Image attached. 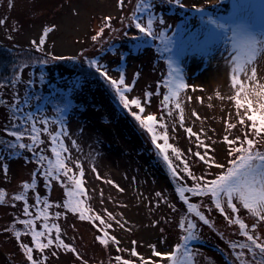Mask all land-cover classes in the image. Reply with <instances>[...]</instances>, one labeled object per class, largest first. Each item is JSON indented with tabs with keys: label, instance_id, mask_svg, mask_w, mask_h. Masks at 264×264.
<instances>
[{
	"label": "rangeland",
	"instance_id": "374dc122",
	"mask_svg": "<svg viewBox=\"0 0 264 264\" xmlns=\"http://www.w3.org/2000/svg\"><path fill=\"white\" fill-rule=\"evenodd\" d=\"M217 1L182 0L185 6L214 4ZM136 3L137 0H124V7L121 8L118 6V0H0V19L4 20V24L0 25V42L2 41L10 49L19 46L21 51L14 52L17 54V63H24V60L29 59L31 55L44 58L42 54L46 53L63 58L55 60V64L61 61L68 68L69 64H78L76 60H80L85 50L97 53L104 42H110L113 38V40L122 39L127 29L130 36H133L135 29L129 26L131 23L128 21H130L132 8L134 7L133 11L135 10ZM232 8L236 9L235 7L229 9L230 16L233 15ZM240 15L242 21L251 24L257 33L264 31V0H254L249 7L242 8ZM106 17L111 18L110 27L105 26ZM48 28L52 31L44 37V50L37 51L33 41L39 43L45 29ZM101 29H103L102 33ZM92 34L104 39L97 47L95 44L92 46L93 41L90 36ZM125 52L128 58L126 69L129 73L126 78L127 83H131L133 75L139 73L130 97H139L143 103L146 91L160 90L157 87L161 84L160 66L154 64V55L151 51H145L141 58L133 55L130 50L126 49ZM231 52V41L225 39L222 43H211L209 47L201 50L189 47L184 51L180 61L185 75L184 82L188 85L187 89L180 94L185 127H192L193 132L197 133L203 130L206 136H201V139L215 149L214 153L209 154L214 155L218 163L225 165L231 157L227 154L229 145L223 142V137L228 135L229 139L243 138V133L249 131L246 126L239 124L240 117L237 116L234 101L228 99L234 95L230 84ZM102 65L109 69L112 76L118 77L121 68L114 55L105 56ZM40 74L46 77L44 71L40 70ZM257 75L260 82L264 83V58L257 61ZM22 76L28 78L27 72H24ZM85 85L87 88L84 90L89 91L96 87L93 81H87ZM160 88L164 90L163 87ZM97 90L98 96L92 101H86L79 95L80 92L76 93L74 95L76 101L72 103L74 106L68 110L66 117L57 115L56 111L50 108L48 111L45 110V114L50 115L49 122L57 121L55 124L49 123V131L59 130L63 125L69 134L68 137L63 138L65 146L69 148V153L65 155L70 156L68 165L73 167L74 172L77 170L72 161L78 160L83 166L87 191L86 206L91 207L95 214H100L105 219L107 213H112L118 220L125 223V228L121 229L114 222L109 221L113 225L109 230L110 234L120 241L119 247L124 251L118 252L115 246L104 248L99 245L95 240V236L99 233L92 223L80 221L78 214L56 208L53 204L48 211L50 222L61 227L62 238L78 250L82 260L77 259L72 253L54 248L46 249L43 254L36 252L34 256L38 259L44 258L45 264H84L85 261L87 264L95 262L116 264L110 258L121 254L124 258L132 260L134 264H139V258L130 255V250L135 248L140 256L145 259L151 258L155 264H169L162 257L152 255V246H155V249L162 254H166L181 243L183 234L180 237L182 232L178 224L182 220L180 216L183 214L182 203L177 198L170 177L162 168L154 166L151 155L148 154L149 150L144 144V135L136 132L129 118L119 114L121 111L109 104L110 98L106 96L107 91L101 85ZM2 91L0 95L4 96L9 104L11 97H7L8 91ZM217 93L223 99L218 98ZM21 97L22 94L19 95L18 100H22ZM189 97H191L190 100ZM161 100L162 96L153 95L150 104H145V115L152 112L158 116L159 120L162 115L159 111ZM34 109V105L28 104L26 108L25 105L21 106L19 112L27 114ZM44 109L42 108V112ZM0 111H2L1 107ZM193 112H196L201 119L197 120L192 115ZM177 115L178 112L174 111L173 117L165 116L163 120L168 125L169 143L184 154L190 170L196 176L205 175L206 179L215 178V175L223 170L210 167L189 154V149L202 153L205 149H198L195 137L189 138L184 129L178 126V121L175 119ZM34 116L37 127H43L39 123L43 116H36V114ZM240 116H244L243 111L240 112ZM4 119L3 114L0 115V135H3V128L8 122L7 118L5 121ZM229 123L237 126L230 132L226 131V124ZM250 124L251 121L245 119V125ZM174 126H176L175 131L172 130ZM157 131L164 130L157 128ZM41 138L45 140V144L41 145V148L45 150L44 154H50L47 134L42 135ZM72 140L77 142V147H72ZM257 146L264 147L261 144ZM169 154L180 171V176L184 178V182L192 185L193 181L182 171L183 164L172 155L170 150ZM25 161L29 160H24L18 155L14 156L7 161L9 166L7 175L0 171V183L6 185L12 192L18 193L22 184L31 181V173L38 167L35 160L28 163ZM93 166L102 179L96 178V174L92 172ZM208 173L211 175H207ZM107 180L113 181L123 191L106 183ZM50 191L51 200L63 201L64 197L66 198L65 187L60 186L59 181L53 183ZM157 192L162 193L167 198V202L156 197ZM192 200L197 204H206L204 198L199 201V197H193ZM13 201L10 197L6 203L0 204V264H25L23 253L18 249L13 233L5 231L12 216L10 213L13 205L10 202ZM169 204L174 205L176 211H173ZM208 208L214 211L213 207L208 206ZM200 210L210 218L212 227L196 221L199 239L191 241L194 245V261L198 264H241V261L235 259L236 251L222 240L224 236L230 239L239 235L238 226L229 225L224 218L215 220L211 211L204 207ZM56 212L62 213L59 219H53ZM240 216L247 218L250 228L255 224L254 234L264 239V224L255 221L245 210H241ZM21 238L24 242H29L31 239L26 236ZM243 239L247 241L246 238L243 237ZM132 241H136V245H133ZM52 251H57V255H51ZM247 254L248 256L243 257V264H254L252 254L248 252Z\"/></svg>",
	"mask_w": 264,
	"mask_h": 264
},
{
	"label": "snow or ice",
	"instance_id": "6c2138e0",
	"mask_svg": "<svg viewBox=\"0 0 264 264\" xmlns=\"http://www.w3.org/2000/svg\"><path fill=\"white\" fill-rule=\"evenodd\" d=\"M171 3L172 0H169ZM176 3H180V0H176ZM11 7V3L9 4ZM118 6L124 7V0H118ZM183 6L182 4L180 5ZM153 5L148 0H138L135 4L134 14L131 17L134 27L143 34L144 37L156 38L157 36H163V32H153V19L148 18L147 23L139 20V17L135 15V12L143 13L150 12ZM242 6H237L236 11L229 18V28L231 35H226L229 28L225 27L224 23H218L216 21H209L211 24H215L216 28L224 33V36L215 32H209L205 34V41L209 43H219L221 39H227L231 41L232 52L231 56V68H230V84L234 91V95L228 97V99L234 101L235 108L237 109V116L239 118V124L246 126L249 131L243 133V139L235 137L229 139L228 135L223 137V142L229 145L227 154L232 157L227 165L220 164L216 161L214 155L215 149L211 145L206 144L201 136H206V133L193 132L192 127H185L184 108L180 101V94L186 90L188 85L184 82L182 71L178 66H173L174 59L178 61L179 58L184 55L183 47L177 49L173 55L168 57V66L170 71L167 73V78L163 79L162 84L157 87H164L167 89V94L162 95L161 106L159 111L162 113L159 120L155 114L145 115V104H150L151 97L153 95H161L159 91H146L144 93V100L142 103L139 97H130L133 91L136 80L139 78V73L133 75L131 83L126 82V75L123 70L120 71L118 77L114 78L107 67L99 64L98 61H89L90 67L95 69V72L109 85V87L115 93V97L118 99L119 104L129 115L138 123L139 127L145 130L149 136L152 145L159 150L164 162L169 169L172 179L180 181L175 186V193L178 200L186 207V213L179 223L180 229L186 234L181 237V243L177 244L171 251L166 254L155 249L152 246L154 257H162L167 260L169 264H198L194 261L193 250L189 248V242L198 240L197 235L199 221L203 225L212 227V222L204 211H201V207L208 209L206 204H197L190 202V198L187 194H191L192 197H207L210 196L211 203L214 205L215 210L223 216L224 220L229 225L238 226L241 236L246 238L248 243H232L230 247L233 250L240 249L235 252V259L241 261L243 264V257L245 251L252 254L255 264H264V239L255 235L256 225L253 224L250 228L249 224L241 218L239 213L241 210H245L247 214L264 224V151L257 147L258 144L264 145V83L260 82L257 75V61L264 58V31L257 33L251 24L245 23L241 19L240 12ZM110 17L105 18V26L110 27ZM139 21V22H138ZM160 24L164 21L160 20ZM4 24V20L0 19V25ZM234 25V26H233ZM52 31L51 28L45 29L43 36L39 43L33 41V44L37 51H43V45L45 43L44 37ZM103 29H101V33ZM98 37H93L97 39ZM143 44H137L134 47L140 48ZM164 52H172L170 47H165ZM53 60L62 59L61 57L52 56ZM124 59L123 56L120 57ZM40 63H47L46 60L40 61ZM43 79V77H41ZM20 80L19 75L11 81L15 85ZM76 87H79V82L76 83ZM0 87H3L0 85ZM218 98L223 99L219 96ZM255 98V99H254ZM191 97H189V100ZM27 99L24 101L27 104ZM5 105V101L0 99V106ZM69 105L61 112H66ZM20 105L17 101L12 105V114L10 116V127L5 126L3 129L4 135L9 139L0 138V171L7 175L9 172L8 162L14 156L19 154L20 150L26 153H32L35 156V163L38 165L36 170L31 173V182L25 183L23 189L25 191L29 189H35L36 180L38 176H42L45 181V187H48L49 181H59L62 186L65 187L64 195L67 197L62 203H57L56 208H63L65 211L78 214L80 221H88L93 224V227L97 229L98 235L95 236V240L99 245L104 248L115 246L118 252H123L124 249L120 248V241L110 234V229L113 225L109 221L114 222L121 229L125 228V223L118 220L112 213H107V218H103L100 214H95L91 207L85 206V199L87 193L84 187V169L78 160L72 161L77 171L74 172L73 167L68 165L70 156H66L69 153V148L64 144V137H68V132L63 125L56 131H49V123L55 124L56 120L49 122L48 120L41 119L39 123L43 127H37L32 113L22 114L19 112ZM136 109V111H133ZM178 112L175 119L178 121V126L183 128L189 138L195 137L196 147L204 148L205 151H192L189 149V154L198 158L210 167L222 169L223 171L215 175V178L206 179L205 175L196 176L189 167L187 160L184 158V154L171 143H169L168 125L163 122L164 117H173V112ZM244 112V116H240V112ZM192 115L197 119H201L196 112ZM245 119L251 121L250 125H245ZM28 122H31L30 124ZM236 124H226V131L235 129ZM23 128V131L19 130ZM157 128L163 129V132H158ZM173 131L176 130V126L173 127ZM47 134L48 145L51 156L53 159H49V156L44 154V149L41 145L45 144V140L42 139V135ZM27 139L29 142H21ZM15 141V142H13ZM163 141V143H158ZM72 147H77L75 140L71 141ZM39 149V151H38ZM169 150L172 155L183 164L182 171L185 175L193 181L192 185H187L184 182V178L179 175L177 167L174 166L172 159L169 157ZM26 163L30 161H25ZM45 162H47L45 164ZM92 172L96 174L97 179L102 177L97 172V169L93 166ZM207 175H211L208 173ZM106 183L113 185L119 191L118 185H115L113 181L107 180ZM156 197L161 201L167 202V198L162 193L157 192ZM102 196V193H101ZM6 193L0 190V204L6 203ZM14 201H23L24 207L22 209L23 219H17L16 223L23 226V231L15 228H6L5 231L14 233L19 249L23 253L25 264H45L44 258H36L34 253L39 252L43 254L46 249H57L67 253H72L77 259H81L78 250L70 243H66L62 238L61 227L56 223L49 224V208L52 207L47 199H41L39 195L35 196V203L29 205L23 192L21 194L12 197ZM40 208V211L33 213L30 209ZM169 207L173 211H176L174 205L169 204ZM107 211V210H105ZM62 215L61 212H56L53 219H59ZM35 217L34 219L30 217ZM193 217L195 219H193ZM42 220L43 223L39 226L42 230L37 229L36 222ZM30 236V241L25 243L21 237ZM133 245H136V241H132ZM258 250V254H257ZM51 255H57V251H52ZM131 257H138L139 264H155L151 259H145L140 256L139 253L133 248L130 250ZM116 264H134L130 259L122 258L121 256L115 257ZM84 264H87L85 261Z\"/></svg>",
	"mask_w": 264,
	"mask_h": 264
},
{
	"label": "trees",
	"instance_id": "16d2710c",
	"mask_svg": "<svg viewBox=\"0 0 264 264\" xmlns=\"http://www.w3.org/2000/svg\"><path fill=\"white\" fill-rule=\"evenodd\" d=\"M253 1L254 0H218L214 4L203 3L202 5H198V6H194V5L185 6L182 0H180V3H176V0H172L171 3L169 2V0H148V2L153 5L150 12H143V13L135 12V15L138 16L139 20L143 21L145 24L147 23L148 18L151 17L153 19V32H156V33L163 32L164 33L163 36H157L156 38L144 37L143 34H141L134 27V24L132 23L131 17L134 14V11H133L134 7H133L132 8L133 12L131 11V15L129 19L130 21H128L131 23L129 24V26L134 27L135 29V34L133 36H130V34L128 33V29H127V31L124 33L125 36L122 35L123 37L122 39L119 38L118 40H113L114 39L113 38L111 39L110 42L109 41L104 42L103 45H101L100 50L97 53H94L92 51L86 52L88 50H85V51L83 50L84 53L82 54L80 60L79 61L76 60L78 64H74V65L69 64L68 68H67V65H65V63H62L61 61L55 64V60L52 59V55H49L46 53L42 54L44 55V58L42 57L36 58L35 56L37 55H31L29 56V59L24 60V63L22 64L17 63V60H16L17 54L14 52L21 51L19 50V46H16L17 48L10 49L6 47L1 41L0 42V85H2L3 87H0V91L1 90L8 91L6 95L7 97H11L9 98L10 99L9 101L10 105H9L7 101L5 100L4 96L0 95V99H3L5 101V105L0 106L2 108V111H0V115L3 114L4 118L5 119L7 118L8 120V122L5 123V126L10 127V116L12 114V111H11L12 105L16 103L17 101L19 103L22 102L20 104V107L25 105V108H26L28 104L34 105L35 109L31 112L34 117L33 122L36 121L34 114H36V116H43V118L41 119L48 120L50 118V115H46L45 110L48 111L49 108L50 110L52 109L55 110L57 115H62L66 117L68 115V110L74 106L72 103L76 101V99H74L75 98L74 95H76V93L80 92L79 95L85 98L86 101H89V100L92 101L94 97L98 96L99 91L97 90V88H99V86L101 85V87L107 91L106 96L110 98L109 104L112 105L113 108L116 107L119 111H121L119 112L115 108L117 112H119V114L124 115L129 118V122L134 126V129L136 132H139L144 135V138H145L144 144L146 148L149 150L148 154L151 155V160L154 166H157L163 169L166 175L170 177L171 185L173 189L175 190L176 184L179 183L180 181L172 179L171 173L169 169L167 168V165L164 162L162 155L159 153V150L156 149L154 145H152L149 134L145 130L141 129L138 123L131 117V115H129L127 111L122 108V106L118 102V99L115 97V93L113 92V90L103 80V78L100 77L99 74L95 72V69L93 67H90L89 61L95 60V61H98L99 64L102 65V61L105 56L114 55L118 60L119 68H121V70L124 71L126 78H127V75L129 74L126 69L127 68L126 66L128 64V58L126 56L127 52H125V50L126 49L127 51L130 50L133 53V55L137 56L138 58H141L142 54L145 51H151L152 55H154V60H153L154 64L160 66V69H161L160 70V74H161L160 83L162 84L163 79L167 78V73L168 71H170V68L168 66V57L170 55H173V53H175L177 49L180 47H183L184 51L189 47H192L193 49H196V50H199V49L201 50L204 47H209L211 43L205 41L206 33L215 32L217 34H220L221 36L225 35L224 33H221L219 29L216 28L215 24H211L209 23V21H216L218 23H224L225 27L229 28L228 21H229V18L231 17L229 15V9L231 7H235L237 9L238 5L242 6V8L249 7V5L253 3ZM181 4L183 5L182 7L180 6ZM159 7H161V9H159ZM236 9L232 8L231 10H233V13H234ZM260 16L263 17V14L260 13ZM160 20H163L164 23L160 24L159 23ZM229 31L227 32L226 35H229ZM90 36L93 41L92 46L93 44H95V46L97 47V45H99L100 42L104 40V39H100L101 36H96L94 34ZM93 37H98V38L94 40ZM223 40L225 39H221L219 43H222ZM137 44H143V46L140 48L134 47ZM165 47H170L172 49V52L171 53L164 52L163 49ZM121 56L124 57L123 60L120 59ZM73 59H75V57H73ZM173 59H174L173 66H178L181 69L182 75L185 80L184 70H183V67L180 65L181 57L179 58L178 61L176 60L175 57H173ZM42 60H46L47 63H43V64L40 63V61ZM40 70L44 71L46 77H43V75L40 74ZM24 72L25 73L27 72L28 78L22 76ZM17 75H19L20 80L15 85H13L11 81ZM41 77H43V79H41ZM113 77L116 78V76H113ZM41 80H44V81L41 82ZM87 81L94 82V85H96L94 90L93 89H91V91L86 90V89L84 90V88H87V86L85 85ZM77 82H79V87L75 86ZM81 88L84 91H82ZM159 89L160 90L158 91L161 93V95H157V96H162L163 94H167L166 88H164V90L162 88H159ZM19 93L22 94V97H21L22 100H18L19 95H20ZM26 99L28 101L27 104L24 103V100ZM58 101H60L59 104H58ZM69 102H70V107H68V110L66 112H61L60 110L68 106ZM83 102L85 103L84 99H83ZM42 108H45L43 112H42ZM133 111H136V109L135 110L133 109ZM149 113L154 114L152 112H149ZM59 122L61 125V121ZM19 130L23 131V128ZM0 138L9 139L4 135V133L3 135L2 134L0 135ZM21 142H27V139ZM158 143L162 144L163 141H158ZM258 148L264 151V147L262 148L259 146ZM45 155L49 156V159L54 160V157L51 156V153L45 154ZM18 156L23 157L24 160L25 159L29 161L35 160V156L33 154L26 153L25 151H22V150L19 151ZM169 157L170 159H172L170 154H169ZM46 163L47 162H45V164ZM174 166L176 165L174 164ZM177 171L180 175V171L178 169ZM30 182L31 181H27V183H30ZM54 182L56 181H49L48 188H45L44 187L45 181L43 177L38 176L36 180L35 189H29L25 191L23 189V185L25 184L24 183L22 184L20 191L18 193H15V192H12L11 189L9 190L8 187H6V185H3L2 183H0V190L6 193V197H5L6 201L8 198L21 194L23 192L29 205L35 203V196L39 195L41 199H47L49 201V204L53 206V204L56 205L57 203H62L65 199H67V197L66 198L64 197L63 201L62 200H59V201L51 200L50 190ZM60 186H62L61 183H60ZM84 187L86 190L85 183H84ZM186 195L189 196L190 202L197 203L196 201L194 202L192 200L193 197L191 196V194L186 193ZM203 198L206 200L205 201L206 205L214 208V205H212L211 203L210 196L203 197ZM81 199L86 200V198L84 197H81ZM199 201H202L201 197H199ZM10 204L13 205V208L10 213V215L12 216L9 215L10 219H9L7 227L8 228L11 227V228H15L17 230L23 231V226L16 223V220L25 218L22 215V209L24 207V202L23 201H15V202L13 201V202H10ZM42 207L43 205L37 208H31L30 210L33 213H35V212L40 211V208ZM51 208L52 207H50L48 211H50ZM182 209H183V212H182L183 214H181L180 216L183 218L185 215H187V213H186L185 206L182 205ZM211 214L214 216L215 220L223 218V216H221L219 212L215 210V208H214V211H212L211 209ZM30 218L34 219L35 217L33 216ZM241 218L244 219L246 223H248L246 220L247 218L245 217H241ZM47 222L49 224L53 223V222H50V218ZM42 223H43L42 220H39L36 222L38 230H42L39 227ZM178 227H179V224H178ZM180 231L182 232L180 234V237L182 236V234L185 235L184 234L185 232L182 229H180ZM238 234L239 235L235 236V238L230 237V239L224 236L222 237V240L227 242L229 246L232 243H248V241H244L243 236H241L240 233ZM13 237H14V233H13ZM26 237H30V236H26ZM25 243H28V242H25ZM188 246L190 249L194 251L193 243L189 242ZM235 251L236 252L240 251V249H236ZM257 254H258V250H257ZM244 255L248 256L247 251H245ZM116 256L114 255L110 259H112V261H115ZM119 256L124 258L121 254H119ZM94 264H101V262H95Z\"/></svg>",
	"mask_w": 264,
	"mask_h": 264
}]
</instances>
